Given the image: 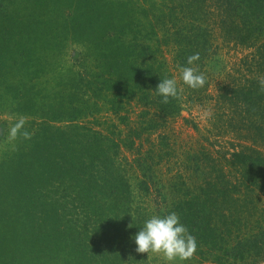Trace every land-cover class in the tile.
Returning <instances> with one entry per match:
<instances>
[{
	"label": "trees",
	"instance_id": "16d2710c",
	"mask_svg": "<svg viewBox=\"0 0 264 264\" xmlns=\"http://www.w3.org/2000/svg\"><path fill=\"white\" fill-rule=\"evenodd\" d=\"M21 1L30 4L34 0ZM65 1L66 13L80 25L72 26L70 35L82 33L83 59L91 75L85 86L83 80L79 85L73 79L71 91L79 100L69 106L65 91L37 94L33 86L29 91L11 86L21 101L18 115L35 121L25 125L34 133L32 138L20 140L0 164V264H20L25 256L30 264H38L34 215L48 218L67 207L73 215L82 216L95 237L86 236L82 253L70 255L73 261L78 257L79 264H91L95 255L93 264H147L144 254L135 251L134 236L149 214L133 209L136 193L131 180L139 191L150 193L156 159L162 160L163 153L175 147L164 133L168 121L181 115L186 93H190L189 101H202L213 82L219 92L217 100L242 108L246 122H238L258 137L252 139L261 146H242L218 159L205 148L189 158L199 179L156 188L162 216L176 212L197 238L199 264H264V91L259 83L264 78V0H72L69 8ZM58 9L51 19L54 24L69 17ZM1 13L0 37L7 30ZM7 18L13 29L15 18L11 13ZM60 26L65 25L57 24L56 31ZM217 30L230 42L252 50L247 59L251 63L246 69L242 65L251 76L233 69L228 75L231 84L213 76L210 65L219 56ZM65 41L71 40L65 38L63 50L68 45ZM5 49V42L0 41V52ZM196 53L200 59L189 65L188 57ZM50 63L42 61L39 66ZM3 66L0 59V83ZM181 67L203 73L204 87L194 90L184 84ZM164 78L177 80L183 89L179 100L162 103L156 87ZM88 93L100 99L106 115L93 124L78 122L87 116L79 109L80 99ZM134 103L141 110L135 112ZM64 105L71 114L78 110L62 126ZM41 107L42 117L36 116ZM97 107L95 113L100 112ZM154 135L157 141L143 150V139ZM129 157L137 166L133 175L128 173ZM48 186L61 197L52 204L46 202ZM163 190L168 191L164 194ZM45 204L48 209L41 210Z\"/></svg>",
	"mask_w": 264,
	"mask_h": 264
},
{
	"label": "rangeland",
	"instance_id": "374dc122",
	"mask_svg": "<svg viewBox=\"0 0 264 264\" xmlns=\"http://www.w3.org/2000/svg\"><path fill=\"white\" fill-rule=\"evenodd\" d=\"M63 1L34 0L29 4L21 0H10L7 4V0H0V14L3 12L5 15L4 20L6 23L4 29H7L5 34L0 37V41L5 42L7 48L0 52V59L4 64L2 68L4 81L0 83L2 86V88L0 87V164L6 159V156L18 148L19 141L23 140L21 138L10 141L4 131L10 128L20 115H18L16 110H18V104L21 101H18L11 87L12 84L17 87L22 86L23 91H29L33 86L35 87L34 93L38 92L37 94L40 92L49 94L53 90L65 91L67 93H64V97H66V104L69 106L70 102L75 103L79 100L78 95L71 91L75 89L73 79L79 85L83 80L82 86H85L86 79L91 75L89 74L91 73L90 67L83 59V57L85 58L86 48L81 45L83 42L81 40L82 33L78 31L77 35L74 33L72 37L70 35L71 27L75 25V27L79 28L80 25L75 24L73 22L74 17L69 16L68 12L66 13V7L62 6L64 4ZM65 2L69 8L72 0L68 2L66 0ZM58 7H61L65 15L69 17L63 22L59 21L54 24L51 19H53L54 13H59ZM10 13L16 20V25L13 29L12 21L7 18L10 17ZM57 24H64L65 26L58 27L56 31ZM51 30H53L52 33L49 32ZM217 34H220L216 37L217 44H219L217 51L219 56L214 57V61L210 65L213 70V76L222 78L229 84H231V81L230 79L228 80V75L233 72V69L239 70L240 74L251 76L245 71V66L251 63L247 59H249V54L252 53V50L230 42L218 30ZM65 38H70L71 41H65L68 43V45L64 44L67 53L64 54L65 58H62L63 52H66L62 49V42ZM30 61L31 63H29ZM42 61H47L48 63L51 61V63L46 66H39ZM242 65H244L243 68L245 69L242 68ZM9 76L13 77L10 78ZM215 87V82H213L209 91L204 94L205 98L202 101H189L191 100V97H189L190 93H186L184 109L181 115L168 121L164 133L171 137L175 147L167 152L166 155L163 153L162 160L156 159V164H158L156 165L157 174H155L154 179L155 185L152 186L150 193L146 195L144 191H139L135 180H131L133 191L136 193L133 209L138 214H149V218L152 215L162 216L163 209L160 206L162 199L156 188L160 186L169 187L170 184H189L199 179L189 158L196 154H201V150L206 148L214 158L218 159L220 156L225 155L226 152L242 148V146H261L260 141L254 143L252 139L258 140V137L254 136L252 132L250 133L245 125H241L238 122L240 119H244L242 118L243 115L240 114L242 108H234L227 103L218 101L217 95L219 92L217 93ZM69 89L70 91H66ZM85 90L83 89L82 91L85 92ZM87 96L83 100L80 99L82 109H79L81 112H88L87 116L85 120L81 116L78 122H91L93 124L95 120L106 115L101 112L100 99H93L95 97L90 93ZM67 105H64L61 111L62 117L60 120H62V126L66 125L70 116H76V110H78L72 111L71 114V112H68ZM97 105L100 106V112L95 113L98 110ZM87 107L88 109L86 110ZM133 107L135 112L141 110V105L138 103H134ZM36 111L38 112V109ZM43 113V107H41L40 112L36 116L42 117ZM33 120L35 121V118L28 117L29 123H32ZM40 122V120H37L38 124ZM243 122H246L245 119ZM148 139L149 141H147ZM148 139L147 137L143 139V150L146 151L151 148L150 142L157 141V136H150ZM129 159V166H131L133 159L132 157H129ZM136 171L137 166L132 164L128 173L133 175ZM167 191L163 190V193L165 194ZM46 193V202L50 204L53 203L50 201L58 200L60 196L59 194H54L53 189L49 186L46 189ZM163 197H166V195H163ZM58 203L59 205L63 204ZM46 204L41 210L48 209L49 205L47 206ZM53 210L58 209L54 208ZM72 212V209L67 207V209L63 210L62 208L61 212L48 218L34 215L33 222L37 225L35 237H37L39 245L36 255L38 264H79L80 260L77 259L78 257L73 261L70 255L82 253L81 248L86 241L87 235L90 238L95 237H92L89 224L85 226L82 216H77V213L73 215ZM55 225H59V228L54 230ZM71 233L73 238L70 237ZM60 238L63 240L68 238L71 241H59L58 244L57 240ZM73 239L74 241H72ZM71 249L75 250L73 253H68ZM92 256H94V259L91 264L94 263L96 258L95 255ZM144 259L147 264H170L162 255L157 254H153L151 259H148L145 253ZM198 260L199 257L195 255L190 260L177 261L175 264H199ZM29 261L28 256L21 257L20 264H30Z\"/></svg>",
	"mask_w": 264,
	"mask_h": 264
},
{
	"label": "clouds",
	"instance_id": "9594fccd",
	"mask_svg": "<svg viewBox=\"0 0 264 264\" xmlns=\"http://www.w3.org/2000/svg\"><path fill=\"white\" fill-rule=\"evenodd\" d=\"M200 59L199 53L188 57L187 63L192 65ZM182 81L190 88L197 90L204 87L206 77L193 67H181L179 69ZM261 91H264V78L259 80ZM158 95L163 97L162 103L167 104L170 98L179 100L183 92L178 88L175 78H164L156 87ZM28 122L26 116H19L10 128L4 130L10 141L17 139H31L34 133L29 132L25 125ZM133 218V217H132ZM134 220V218H133ZM133 227L132 224L128 225ZM136 249L139 254H147L151 259L153 254L162 257L175 264L192 259L198 251L197 238L189 232V229L181 223L180 217L176 212L166 215H153L144 222V226L134 236Z\"/></svg>",
	"mask_w": 264,
	"mask_h": 264
}]
</instances>
